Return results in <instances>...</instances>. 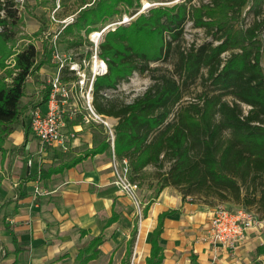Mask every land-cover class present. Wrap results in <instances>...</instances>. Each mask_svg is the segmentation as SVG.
<instances>
[{
  "label": "trees",
  "instance_id": "trees-1",
  "mask_svg": "<svg viewBox=\"0 0 264 264\" xmlns=\"http://www.w3.org/2000/svg\"><path fill=\"white\" fill-rule=\"evenodd\" d=\"M22 1L0 0L1 153L27 111L21 103L28 80L38 79L45 66L56 67L51 38L43 36L44 19L37 18L41 57L33 36L22 31V7L33 16L30 0ZM138 1L84 0V5H92L82 9L62 33L81 38L82 30L121 14L120 5L133 7ZM192 1L152 8L129 26L105 35L100 58L107 73L94 82L93 107L97 114L118 120L115 156L127 159L133 183L138 187L147 183L153 191L144 218L151 203L172 187L183 201L191 198L208 207L230 204L255 210L264 220V0H209L199 5ZM189 22L202 30L204 42L187 40ZM170 59L173 70L152 66ZM135 72L149 73L153 81L143 95L130 103L108 96ZM197 85L201 90L194 94ZM50 94L51 86H45L41 104ZM108 149L111 143L104 141L91 154ZM82 159L43 170L41 178L70 169ZM168 215L159 216L147 264L163 261L161 234ZM12 238L16 245L13 234ZM103 242L102 236L93 239L75 264L96 260Z\"/></svg>",
  "mask_w": 264,
  "mask_h": 264
},
{
  "label": "crops",
  "instance_id": "crops-1",
  "mask_svg": "<svg viewBox=\"0 0 264 264\" xmlns=\"http://www.w3.org/2000/svg\"><path fill=\"white\" fill-rule=\"evenodd\" d=\"M55 74L42 68L38 79L28 80L22 107L30 116L37 108L48 111L49 100L41 104L43 91ZM75 94L71 110L77 113L71 114L62 130L63 146L41 152L30 122L21 119L6 140L4 153L0 152V264H75L78 254L87 251L99 236L104 242L98 258L89 264H113V251L120 245L124 246L120 264H130L135 246L140 258L136 254L134 264H147L153 231L159 216L166 212L170 215L164 219L161 234V264H264L263 219L247 231L239 247L223 248L210 239L214 207L183 201L172 187L151 203L140 229L131 223L132 200L113 185V166L119 160L112 142L104 137L102 127L84 121L85 101ZM106 118L117 125L112 117ZM104 141L111 143V149L91 154ZM80 157L84 159L76 166L41 178L43 170L59 168Z\"/></svg>",
  "mask_w": 264,
  "mask_h": 264
},
{
  "label": "rangeland",
  "instance_id": "rangeland-1",
  "mask_svg": "<svg viewBox=\"0 0 264 264\" xmlns=\"http://www.w3.org/2000/svg\"><path fill=\"white\" fill-rule=\"evenodd\" d=\"M95 0H88V2H94ZM185 0H139L137 3L134 4L133 7H128L126 5H120L119 10H121V14H118L117 16H114L112 18L105 19L104 22L98 23L97 25L93 26V29H85L82 30L80 33L81 38H75L68 35H65L63 30L66 28L65 24L63 23H56L51 19V16L54 12V10L57 8L58 5H60V9L56 12L55 16L56 18H59L60 20H64L65 18L69 16H75L78 18V13L85 9L87 6H91L92 3L84 5V0H30L29 6L32 7L33 10V16L28 15L25 13L24 9L23 14L25 18V25L22 27V31L26 34H30L33 36V43L34 46L37 48L39 52V57L42 55V41L40 37L36 35L37 30L40 27V22L37 18H43L46 22L45 25V33H44V39L50 37V42L53 44V42L57 46V50L60 52L61 55H66L69 60L75 61L80 63V66H82L83 72H87L89 75V72H92L93 67V54L94 50L96 49V46L94 44V40L91 38V34L96 31H103V28H107L108 26L115 25L116 27L114 29L106 30L103 33L102 40L105 37V35L111 31L115 30L120 26H129L133 21H135L140 14L148 13V11L152 8H158V7H172L175 4L182 3ZM18 2L24 3L22 0H18ZM201 2L207 3L209 0H193L192 4L199 5ZM83 6V7H81ZM43 14V16H42ZM75 22V21H74ZM73 22V23H74ZM88 30H92L88 33ZM77 32H75L76 34ZM186 38L189 42H192L193 40L197 43H202L206 40V36L203 34L202 30L194 29L192 28V23L189 22L186 29ZM78 42L81 43V45H78ZM173 62L174 59H170L167 62H163L160 64H153V67L160 66L164 68H168V70H173ZM262 65L264 66V56L262 57ZM43 72H57L56 67L52 66H45L43 67ZM153 84V81L150 77L149 73H139L135 72L127 81L121 83L117 90H112L108 93V96L111 98H116L120 101H123L125 103L132 102L135 98L141 96L146 92V90ZM194 94L199 92L201 90L200 85H197L194 89ZM194 96V95H193ZM191 97H186L187 100H190ZM21 106H24V103H21ZM64 122L65 126L67 128V123L69 122V118L71 114L77 113L74 109L71 110L73 107L72 100L64 106ZM82 110V109H81ZM76 112V113H75ZM73 117V115H72ZM31 116L30 113H26L23 115L21 119H25L24 121L31 122ZM118 122L117 119L112 118ZM21 121V120H20ZM19 121V122H20ZM100 127H102V133L104 137L109 139L112 142L113 135L111 134V130L109 127H107L103 122L98 121L96 123ZM117 124V123H116ZM116 126V125H115ZM31 131V130H30ZM114 134V130H113ZM122 167V160L117 161V165ZM115 166V164H114ZM113 166V168H114ZM151 170V169H150ZM152 171V170H151ZM116 180V178H115ZM114 180V182H115ZM113 185L119 190V188L113 183ZM38 192H40V189H37ZM152 190L149 189V185L145 183L142 187L139 186L138 190V200L140 202V206L137 207L134 202H131V212H130V218L131 223H136L138 228L140 229L141 225L145 223V218L143 216V210L146 205V203L150 200L152 195ZM189 202L197 203L204 205L203 203L192 200L191 198L187 199ZM224 205L225 207L232 209L233 207L229 206L228 204H219ZM207 206V205H205ZM218 206V205H217ZM139 238V232L137 235V239ZM137 244V241H136ZM1 245V243H0ZM135 245V244H134ZM137 248L135 246L133 251V256L130 260V264H134L135 255L137 254L138 259L140 258V254L137 253ZM124 246H118L113 251V256L115 257V260L113 264H120L122 260H124ZM137 264H140V261H137Z\"/></svg>",
  "mask_w": 264,
  "mask_h": 264
},
{
  "label": "built area",
  "instance_id": "built-area-1",
  "mask_svg": "<svg viewBox=\"0 0 264 264\" xmlns=\"http://www.w3.org/2000/svg\"><path fill=\"white\" fill-rule=\"evenodd\" d=\"M59 9L60 5L57 6L51 16L54 22L63 23L65 26H68L75 21V16H69L64 20L56 18L55 14ZM115 27V25H112L103 28L101 32L102 36L104 31L114 29ZM96 33L97 32H93L91 38ZM102 36H98L97 39L93 41L96 49L92 57V72H89V75L87 72H83L80 63L69 60L66 55H61L57 50L56 44L53 42V63L56 64L57 72L49 81V85L51 86L49 108L47 112H43L38 108L31 112L30 128L39 140L41 152L55 145H64L65 137L62 132L65 127L63 118V114L65 113L64 106H66L70 100L76 98V92H78L80 98L85 101L86 114L84 115V121L90 124L101 121L109 127L113 135L112 147L114 150L115 135L113 134V130L115 125L108 118L97 114L93 107L94 82L98 76L107 73V64L100 58V43L102 41ZM97 60L99 66L95 64ZM103 64H105V68ZM121 165L122 167L115 163L114 170L116 180L114 184L119 188L121 193L126 195L137 207H139V187L130 180V167L127 159H123ZM260 222L259 216L253 211L241 207L229 209L224 205H218L214 207L212 213L209 228L210 239L214 244H218L223 248L235 249L245 241L247 231L259 225Z\"/></svg>",
  "mask_w": 264,
  "mask_h": 264
},
{
  "label": "bare ground",
  "instance_id": "bare-ground-1",
  "mask_svg": "<svg viewBox=\"0 0 264 264\" xmlns=\"http://www.w3.org/2000/svg\"><path fill=\"white\" fill-rule=\"evenodd\" d=\"M96 32H97V33L94 34V35L92 36V39H93V40H96L98 36H101V35H102V33H101L100 31H96ZM95 64H96L97 66H99V62H98V60L95 62ZM103 67L105 68V64H103Z\"/></svg>",
  "mask_w": 264,
  "mask_h": 264
}]
</instances>
